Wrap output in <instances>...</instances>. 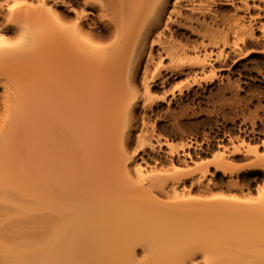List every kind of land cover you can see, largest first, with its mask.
Segmentation results:
<instances>
[{
	"label": "bare ground",
	"instance_id": "6f19581e",
	"mask_svg": "<svg viewBox=\"0 0 264 264\" xmlns=\"http://www.w3.org/2000/svg\"><path fill=\"white\" fill-rule=\"evenodd\" d=\"M105 1L101 4V0H0V144L6 130L23 132L57 178L49 190L44 213L0 214V264H221L210 262L212 257L206 255L200 262L194 261L192 256L175 255L198 243L171 238V230H157L158 218L161 220L179 208L190 211L194 205L182 199L176 204L149 200L153 190L163 188V180L157 178L145 183L140 168L130 164L132 155L126 151L124 141L115 147L113 138L119 132L129 133L137 113V83L148 90L160 75L158 69L147 77L143 56L152 59L154 51H169L166 54L171 56L170 63L159 66L167 73L194 68L203 71L210 65L212 55L216 60L222 58L223 48L228 46L226 39L221 42V49L214 52L212 48L218 47L217 41L200 40L188 46L173 42V32L168 39L164 37L163 29L176 22L173 18L182 14V8L190 14L186 20L196 24H201L197 16L206 14H211L215 23L230 20L237 23L235 15L230 20L224 14L218 17L211 12L210 4L230 5L234 11L244 13L254 10L252 22L262 31L264 22L259 20L264 19V0H126V3L121 0L125 6L120 5L121 2L117 6V0ZM58 4L66 8L72 19L66 20L58 12ZM93 19L110 26L118 20L125 29L120 33L115 26L102 27L101 32L94 33ZM238 25V28L231 27L237 39L231 44L232 48H237L238 42L245 38L258 43L260 39L263 41L264 37L256 36L251 25ZM110 37L113 40L109 45L94 43V38ZM110 48L116 53L109 55ZM19 51L38 56L35 61L31 59L34 63L28 62L30 75L23 80L18 78L23 76H15V71L12 74L3 64L7 55ZM252 51L244 52L239 58ZM260 52L264 53V47ZM156 54L160 63L162 56ZM123 66L129 70L126 91L118 93L114 99L110 85L119 78V68ZM37 67L41 69L38 73L43 71L40 75L34 73ZM76 72L78 76H68ZM210 77L207 81L212 80ZM22 86L37 91H32L24 100ZM85 88L90 89V100H94L99 89L104 95L102 105L88 102V114L93 117L88 128L81 126L84 110L77 100ZM122 89L120 85L115 91ZM22 104L27 106L25 110ZM140 107H146L144 102ZM115 124H119L120 131H116ZM110 127L113 129L105 133ZM164 144L170 153L175 151L171 141L164 139ZM240 144L254 153V159L250 164L233 166L234 171H264V152H257L255 146L243 140ZM189 145L190 141L181 145L179 159L183 163L193 162V170L199 173L195 176L185 173L175 184H180L186 193L194 189L206 192L211 187L209 182L201 183L207 171L201 163L207 164V161H196L192 154L184 151ZM239 145L233 146L232 153H242ZM216 163L215 169L220 170L224 163L222 160ZM231 188L241 191L242 185L235 184ZM172 192L176 193L175 187ZM259 192L263 204L264 182ZM131 195L138 203L136 200L133 203ZM238 202L241 200L235 198L231 205ZM143 213L150 214L151 218L147 220L146 216L147 221L142 226L135 215ZM241 225L246 229L248 218H244ZM259 238L253 240L263 244L264 237L258 241ZM253 240L251 243L257 244ZM140 241L147 250L144 248L139 257L135 248Z\"/></svg>",
	"mask_w": 264,
	"mask_h": 264
},
{
	"label": "rangeland",
	"instance_id": "374dc122",
	"mask_svg": "<svg viewBox=\"0 0 264 264\" xmlns=\"http://www.w3.org/2000/svg\"><path fill=\"white\" fill-rule=\"evenodd\" d=\"M124 1L126 3V0ZM124 1L117 0V6H119L118 2L123 5ZM103 2L106 1L101 0V4ZM57 6L58 12L66 20L72 19V15L66 12L63 5ZM210 9L218 17L224 14L229 20L235 15L238 24L251 25L256 36L264 37V28L261 31L257 29L258 24L252 22L251 18L256 13L254 10L248 13L234 11V7L220 5V3L210 4ZM181 13L180 16L173 18L176 22L170 24V28L163 29L164 37L168 39V35L173 32V42L188 46L198 44L200 40L217 41L218 47L212 48L214 52L221 49V42L226 39L228 46L223 48L222 58L216 60L215 55H212L210 65L203 71L194 68L183 69L179 73H167L160 67L170 63L171 56L166 54H169V51H154L152 59L143 56L142 63L147 64V77L153 75L158 69L160 75L155 77L154 83L149 85L148 90L137 83L135 90L138 96L137 113L131 121L129 133L122 135L119 132L113 138V144L116 147L124 141L126 151L130 153V156L132 155L130 164L134 163L140 168L145 183L157 178L163 180V188L153 190L149 200L157 199L166 204L189 200L194 205L190 211H184L181 208L175 212L170 211L171 213L161 217V220L158 218L159 226L155 225L157 230L161 229L160 231L171 230L169 233L171 238L189 239L198 243L191 244L183 252H175L176 256H192L194 261L200 262L206 255L212 257L210 262L221 264L264 263V243L259 241L264 237V235L261 236L262 233L264 234V203L262 204L259 197L260 185L264 182V171L249 170L238 175L233 166L250 164V161L254 159V153L246 151L244 144L238 147L241 154L232 153L233 145L230 148L231 144L224 140L214 145L217 143L214 138H220L223 135H231L234 139L241 138L248 143H258L260 138L264 139V53L260 52L264 47V39L263 41L260 39L258 43L245 38L243 42H238L237 48H232L231 44L237 39L233 36L231 27L238 28L240 25L234 24L231 20L227 23L221 21L215 23L211 14L197 16L198 23L201 24L190 23L186 20V16H190L188 11L182 8ZM94 19L95 28H92L94 33L101 32L102 27L111 29L115 26L120 33L125 29L118 20H114L113 26L106 24L104 26ZM259 22H264V19ZM95 39L94 43L99 46L109 45L113 40L111 37L103 40ZM250 50L253 51L239 58L244 52ZM114 53H116L115 49L110 48L109 55ZM156 53L162 56L160 63ZM37 57V54L19 51L13 55H7L3 64L12 74L15 71V76H23L18 77L23 80L30 75L28 74L30 68H27L28 62L32 63ZM4 67L3 69H7ZM38 70L41 69L37 67L34 73H38ZM142 70L143 68L140 74ZM128 71L125 66L119 68V78L110 85L114 99L118 93L126 91ZM78 75L79 72H76L68 76ZM208 76L213 77H210L211 81H207ZM202 77L206 80L204 78L201 80ZM32 85L38 87V84ZM120 85H123V89L115 91ZM27 88L22 86V90L20 89L24 100L32 94V91H35L34 93L37 91L35 88V90L29 88L30 93ZM25 89L27 91L24 92ZM89 91V88H85L77 99L84 110L80 118L81 126L86 128H88V122L90 125L93 119L88 114L90 104L94 105L96 104L94 102H97L102 105L104 99L103 91L99 89L94 100L93 98L90 100ZM143 102L146 107L142 109L140 106ZM23 105L21 107L25 110L27 106ZM20 110L24 111L23 108ZM115 125L116 131H120L119 124ZM112 129L110 127L105 130V133ZM83 139L85 142L86 136L83 135ZM164 139L172 142L175 149L173 153L168 151ZM189 140L197 142L196 148L188 151L193 158L196 161L201 159L207 161V164L201 163L207 167L201 183L209 182L211 187L206 192L194 189L186 193L182 191L180 184H175V180L185 173L192 176L199 173L193 170V162L183 163L179 159L182 157L181 145ZM262 144L261 151L264 152V141ZM37 152L33 149V141L23 132L8 130L4 132L0 144V214L46 211L49 190L57 178ZM219 160H222L224 164L220 170H216V162ZM241 161L247 162L240 164ZM188 183L186 181L187 185ZM235 184L242 185V190L232 189L231 187ZM172 187H175V194L172 192ZM235 198L241 200V203L231 205ZM197 201H202V204H196ZM135 205L137 206L136 203ZM135 205L133 204L134 207ZM221 208L224 209L218 211ZM135 217L142 226L151 218L150 214L144 213L142 216L135 215ZM244 218H248L246 229L241 225ZM172 226L174 229L170 228ZM256 237L259 238L258 243L253 240ZM252 240L257 244L251 243ZM144 245L141 241L137 243L135 248L137 256L140 257L144 253L142 252L146 248Z\"/></svg>",
	"mask_w": 264,
	"mask_h": 264
},
{
	"label": "crops",
	"instance_id": "0c3cea01",
	"mask_svg": "<svg viewBox=\"0 0 264 264\" xmlns=\"http://www.w3.org/2000/svg\"><path fill=\"white\" fill-rule=\"evenodd\" d=\"M222 140H224V141H226V142H228V143H230L231 144V147L230 148H232V145L233 146H237V145H239V143L242 141V139L241 138H236V139H234L231 135H223L222 137H220V138H214V141L215 142H217L216 144H214V145H218V141H222ZM190 141V145H189V147H187V148H184V151H189V149H195L196 148V144H197V142L194 140H189ZM188 141V142H189ZM264 141V139H262V138H260V141L258 142V143H251V142H249V146H255L256 147V150H257V152H260L261 151V147L263 146V144H262V142ZM188 142H185V143H188ZM244 142L246 143L247 141L246 140H244ZM184 142H183V144H185ZM248 143V142H247ZM246 146H244V148H245ZM263 152V151H262ZM247 161H241L240 162V164H242V163H246ZM242 173H244L243 171H238L237 172V174L239 175V174H242Z\"/></svg>",
	"mask_w": 264,
	"mask_h": 264
}]
</instances>
